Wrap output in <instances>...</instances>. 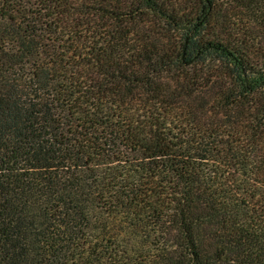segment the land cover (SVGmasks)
Returning a JSON list of instances; mask_svg holds the SVG:
<instances>
[{
	"label": "trees",
	"instance_id": "trees-1",
	"mask_svg": "<svg viewBox=\"0 0 264 264\" xmlns=\"http://www.w3.org/2000/svg\"><path fill=\"white\" fill-rule=\"evenodd\" d=\"M0 264H264V0H0Z\"/></svg>",
	"mask_w": 264,
	"mask_h": 264
},
{
	"label": "rangeland",
	"instance_id": "rangeland-1",
	"mask_svg": "<svg viewBox=\"0 0 264 264\" xmlns=\"http://www.w3.org/2000/svg\"><path fill=\"white\" fill-rule=\"evenodd\" d=\"M169 26L161 27L160 25V39L167 41L175 36V31Z\"/></svg>",
	"mask_w": 264,
	"mask_h": 264
}]
</instances>
